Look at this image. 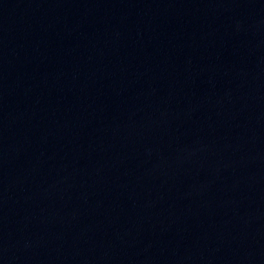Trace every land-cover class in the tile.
<instances>
[{"label":"water","instance_id":"water-1","mask_svg":"<svg viewBox=\"0 0 264 264\" xmlns=\"http://www.w3.org/2000/svg\"><path fill=\"white\" fill-rule=\"evenodd\" d=\"M0 264H264V0H0Z\"/></svg>","mask_w":264,"mask_h":264}]
</instances>
